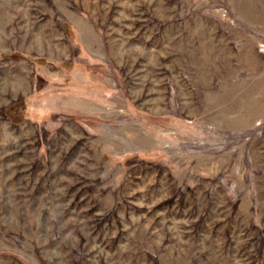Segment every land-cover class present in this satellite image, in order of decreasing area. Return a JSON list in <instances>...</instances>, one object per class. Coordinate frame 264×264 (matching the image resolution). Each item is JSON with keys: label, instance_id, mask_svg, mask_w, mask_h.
<instances>
[{"label": "rangeland", "instance_id": "rangeland-1", "mask_svg": "<svg viewBox=\"0 0 264 264\" xmlns=\"http://www.w3.org/2000/svg\"><path fill=\"white\" fill-rule=\"evenodd\" d=\"M0 264H264V0H0Z\"/></svg>", "mask_w": 264, "mask_h": 264}, {"label": "trees", "instance_id": "trees-1", "mask_svg": "<svg viewBox=\"0 0 264 264\" xmlns=\"http://www.w3.org/2000/svg\"><path fill=\"white\" fill-rule=\"evenodd\" d=\"M13 110V109H12ZM12 110H9L7 113L14 115V112Z\"/></svg>", "mask_w": 264, "mask_h": 264}]
</instances>
